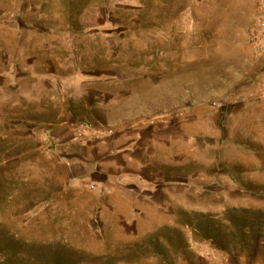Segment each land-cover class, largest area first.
I'll use <instances>...</instances> for the list:
<instances>
[{"label": "rangeland", "instance_id": "1", "mask_svg": "<svg viewBox=\"0 0 264 264\" xmlns=\"http://www.w3.org/2000/svg\"><path fill=\"white\" fill-rule=\"evenodd\" d=\"M253 7L0 0V264H264Z\"/></svg>", "mask_w": 264, "mask_h": 264}, {"label": "crops", "instance_id": "2", "mask_svg": "<svg viewBox=\"0 0 264 264\" xmlns=\"http://www.w3.org/2000/svg\"><path fill=\"white\" fill-rule=\"evenodd\" d=\"M251 3H253L254 7L252 10H250L251 16L249 17V33L255 31L256 33L262 32L264 34V26L259 27V22L264 23V0H249ZM261 10V19L256 22L254 20V15L256 12ZM257 24V26H255ZM255 26V27H254ZM254 27V28H253ZM251 30V31H250ZM251 34H249V37ZM264 46V45H263ZM249 67L254 72V78L255 81H259L261 85H259V88L261 89V92L258 90L257 92H253L251 89L252 86L249 87V95H243L242 98H249V101H246L247 103H240L238 105V110L241 112L238 114V127L245 124L244 120H247V117H249V114L255 113L257 108L264 109V48L258 49L256 51L254 49V44L249 43ZM253 77V76H252ZM251 88V89H250ZM257 90V88L255 89ZM242 114L244 116H242Z\"/></svg>", "mask_w": 264, "mask_h": 264}, {"label": "built area", "instance_id": "3", "mask_svg": "<svg viewBox=\"0 0 264 264\" xmlns=\"http://www.w3.org/2000/svg\"><path fill=\"white\" fill-rule=\"evenodd\" d=\"M264 26V23L263 22H260L259 23V27H263ZM263 43H264V41H263ZM253 44H254V49L256 50V51H258V49H260L261 47L259 46V41L257 40V39H253Z\"/></svg>", "mask_w": 264, "mask_h": 264}]
</instances>
